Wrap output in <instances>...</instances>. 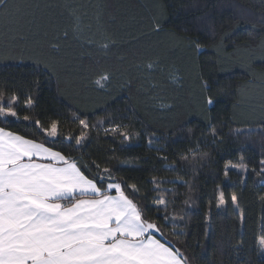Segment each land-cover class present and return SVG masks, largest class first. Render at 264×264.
Segmentation results:
<instances>
[{
	"label": "trees",
	"instance_id": "1",
	"mask_svg": "<svg viewBox=\"0 0 264 264\" xmlns=\"http://www.w3.org/2000/svg\"><path fill=\"white\" fill-rule=\"evenodd\" d=\"M8 3V11L17 14L0 10V93L20 98V119L27 115L44 126L59 121L63 136L80 134L74 114L97 125L83 147L68 151L57 141L55 149L111 168L117 179L139 187L147 205L164 194L175 227L158 220L154 208L147 210L148 216L190 264H261L264 249L257 238L264 234V64L254 65V76L235 64L244 60V52L264 45V0ZM161 4L165 22L156 33ZM65 31L67 40L61 38ZM89 40L91 47L86 46ZM193 42L200 45L199 52ZM104 44L109 47L102 48ZM225 45L237 56L221 60ZM37 61L54 66L58 79L38 71L33 66ZM148 64L156 70L149 72ZM105 73L111 80L100 88L95 81ZM203 81L211 85L207 92ZM28 96L35 101L31 110L24 107ZM205 96L214 104L206 105ZM161 105H172V110ZM100 120L105 123L98 125ZM115 124L127 126L121 131L130 140L105 132ZM0 127L43 140L27 122ZM213 127L218 138L210 134ZM151 136L159 139L150 146ZM203 153L207 156L200 159ZM185 155L188 160L182 159ZM241 163L246 170L236 167ZM227 164L233 167L225 176ZM153 178L155 185L149 182ZM221 191L224 205H218Z\"/></svg>",
	"mask_w": 264,
	"mask_h": 264
},
{
	"label": "snow or ice",
	"instance_id": "2",
	"mask_svg": "<svg viewBox=\"0 0 264 264\" xmlns=\"http://www.w3.org/2000/svg\"><path fill=\"white\" fill-rule=\"evenodd\" d=\"M164 7L159 5L161 19L153 26L156 33L163 30ZM8 9V0H0V10L6 15L17 14ZM68 37L69 33L65 31L61 38L67 40ZM93 43L86 41V46L91 47ZM51 47L53 51L59 50L58 44ZM101 47L107 49L109 45ZM193 47L199 52L198 43L193 42ZM228 47L225 45L221 60L237 56L236 51L228 53ZM243 47L251 46L245 44ZM242 55L244 60L236 63L235 67L254 76V65L257 62L264 64V45ZM33 66L41 73L47 72L50 78H57L54 66L43 61L35 62ZM146 69L149 72L156 70L153 64L146 65ZM171 79L175 81L177 77L172 76ZM110 80L111 75L105 73L95 83L103 88ZM127 87H131L130 81ZM210 87L207 81L202 82L205 92ZM204 102L209 106L214 104L211 96H205ZM19 106L17 95L12 94L6 99L0 93V123L27 122L36 128L43 140L0 127V264H190V259L164 236L159 224L148 216L147 210L154 208L158 220L166 224L172 222L175 227V217L167 214L164 194L153 197L154 202L147 205L143 203L147 196H140L139 187L117 179L111 168H102L95 160L85 162L55 149L57 141L68 151L83 147L89 139V130L97 125H90L86 119L74 114L73 120L78 121L80 134L63 136L59 121L53 120L44 126L39 119L27 115L21 120L16 110ZM24 107L29 110L35 107L31 96L27 97ZM160 107L172 110V105ZM104 123V120L98 121V125ZM126 127L115 124L105 132L119 134L127 141L131 135L121 131ZM210 134L218 138L214 127ZM154 139L159 137H149L150 146ZM188 152L196 156L193 149ZM206 156L207 153H203L199 158ZM182 159L188 160V156ZM260 163L264 165V160ZM231 167L230 164L225 165V176ZM236 167L246 170L247 166L241 163ZM260 172L264 173V168ZM149 182L157 184L155 178ZM152 191L163 193L166 190L153 188ZM136 197H140L139 200ZM217 200L218 205L225 204L222 191ZM237 200L233 193L232 203L236 205ZM257 239L264 249V234Z\"/></svg>",
	"mask_w": 264,
	"mask_h": 264
}]
</instances>
